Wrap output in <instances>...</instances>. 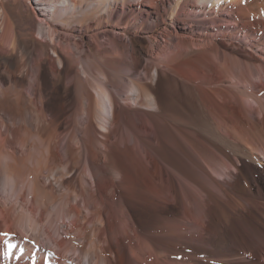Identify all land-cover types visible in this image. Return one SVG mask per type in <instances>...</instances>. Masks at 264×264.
Returning a JSON list of instances; mask_svg holds the SVG:
<instances>
[{
  "label": "rangeland",
  "instance_id": "374dc122",
  "mask_svg": "<svg viewBox=\"0 0 264 264\" xmlns=\"http://www.w3.org/2000/svg\"><path fill=\"white\" fill-rule=\"evenodd\" d=\"M53 1L61 10H70V15L78 17L77 28L85 29L84 32L58 25L56 22L61 17L58 11L43 15L48 12L39 8H53ZM89 1L21 0L19 5L13 0H4L6 19L0 27V56L16 55L22 65L28 61L18 49L14 51L18 53L10 52L11 46L6 43L18 29L29 41L33 54L31 76L34 77L28 79L23 90L31 83L37 88L31 89L34 93L28 96L33 124L29 164L35 167L32 169L37 182L32 181L28 191L21 192L22 198L12 195L14 189L20 190L13 183L0 195V263L194 264L195 260L205 264H264V251L258 257L253 249V244H264V237L256 224L251 201L244 194L237 204L223 191L241 194L232 186L239 159L229 149L226 150L230 157L218 148V138L206 130L207 120L200 116L193 118L191 93L192 88L197 89L196 100L218 133L234 140L232 130L244 133V120H249L239 101L251 99L241 91L253 89L255 98L263 100L258 99L262 106L255 103L253 108L264 127V57L246 55L252 42L264 46V0H239L242 7L227 0L220 8L207 9L190 5V0H118L112 11L106 10V5L103 11L99 7L93 15ZM14 5L23 13L22 22L12 12ZM247 5L253 6L249 17ZM87 10L88 18L81 20ZM172 12L174 24L179 26L170 28V36L166 32L158 34L155 38L158 43L150 42L142 53L141 63L133 64L130 33L121 34L123 29L115 23L136 19L138 27L132 29L137 28L140 36L148 37L156 29L152 21L157 17L160 21L164 17L168 19ZM38 22L46 36L56 37V33L64 32L72 37L66 45L72 51L79 50L73 55L76 73L84 74L83 63L98 71L96 62L99 56H104L105 71L94 73L92 80L98 86V80L103 81L114 107L106 130L94 120L95 131L90 135L85 104L59 106L56 101L59 102L62 93L53 94L56 115H51L45 104H41L42 93L37 82L44 50H38L36 45L46 46L49 63H54L56 57L51 53L52 43L39 36ZM191 39L208 40L210 45L197 46L190 43ZM236 45L242 46V50ZM121 57L124 58L121 60ZM237 62L241 63L240 67L236 66ZM26 68L23 65L21 71L25 72ZM238 69L243 70L239 76L235 72ZM0 74L7 77L5 83L0 79V90H14L10 73L3 65ZM61 83L59 87L71 85L73 91L80 86L75 79L69 83L64 78ZM5 91H1L0 99L5 98L2 94ZM131 93L139 98L135 99ZM85 95L80 96L81 101H86ZM146 95L157 99L148 98L147 103ZM2 114L0 110V120H3ZM0 128L4 130L3 125ZM256 139L253 144L258 142V145L253 153L264 161V143ZM92 140L97 143L99 154L105 145H113L119 149L127 147L128 154L136 157L142 180L136 193L130 180L116 183L118 170L111 169L101 155L82 161L81 149L87 150L86 144L89 146ZM66 144L73 149L69 156L62 154ZM19 150L17 156L24 152L21 142ZM8 154L6 151L3 158ZM253 164L255 169L264 168V164ZM71 173L75 174L77 183L69 186L65 177ZM253 177H259L255 170ZM211 194H215L220 205L216 206ZM24 212L31 214V220ZM23 224L30 232L23 231ZM8 228L15 230L13 239L7 236L5 229ZM175 234H181V240L176 241ZM217 239L221 242L215 245ZM8 247L14 251L6 261L3 253ZM197 247L203 250L192 257L191 250ZM212 248L214 252L205 251ZM78 253L80 258L84 257L82 262L72 256Z\"/></svg>",
  "mask_w": 264,
  "mask_h": 264
},
{
  "label": "bare ground",
  "instance_id": "6f19581e",
  "mask_svg": "<svg viewBox=\"0 0 264 264\" xmlns=\"http://www.w3.org/2000/svg\"><path fill=\"white\" fill-rule=\"evenodd\" d=\"M13 1L15 2V4H17V3H19V5L22 4L21 0H13ZM36 1H42V0H36ZM58 1H60V0H58ZM62 1H65V0H62ZM224 1H227V0H190V5H195V6H198L199 8L203 6L206 9L207 8H220L223 5L222 3ZM53 2H54L53 8H51V9H46L44 7L39 8V9H42V10L48 12V13H45V12L42 13L43 15H48L49 12H51V11H53V12L58 11V15L61 16L60 21L56 22L58 25H62V27H64L65 29L70 28L72 31L84 32L83 30H85V29L79 30L77 28V25H78L77 23H80V22L76 21L78 17H73L72 15H70V13H71L70 10H67V11L61 10L59 8V5L56 4V1H53ZM108 2H109V4H107ZM118 2H119L118 0H90L89 4L92 6H91V8H89V10L92 11L91 15H93L94 12L99 7H101L102 11H103L107 5L108 7H106L107 8L106 10L109 9L110 11H112L114 6L117 5ZM3 3H4V0H0V27L3 26V24L5 23V19H6L5 18L6 17V10L3 6ZM99 3L101 4V6L99 5ZM177 3H179V1H177ZM232 3H233V5H237L239 7H242V5L239 3V0H233ZM60 5H62V4H60ZM250 5H247V7H246V11H248V17L253 14V6H250ZM14 6L15 7H14V9H12V12L13 13L16 12V14L18 15L17 17L19 18L20 22H22L23 19H21V18L23 16V13H22V11H20L17 8L16 5H14ZM16 9H17V11H15ZM53 9H55V10H53ZM89 10H87L86 12L83 13L81 20L88 18V16H89L88 11ZM240 10L243 11L245 9L240 8ZM155 19L156 20L155 21L153 20L152 23L155 25L156 31L153 29L152 35H150L148 37L140 36L138 34V31H136L137 28L132 29L135 26L138 27L137 22H139V21L138 20L136 21V19H134L132 21H127V22L121 23V24L115 23L116 27L123 29V31L120 32L121 34L130 33L129 41H130L131 47H132V49H131L132 54L131 55H133V59H132L133 64H136V62L138 64L141 63L142 58H143L142 53L148 49V47L150 46V42H154L153 44L158 43V41L156 42V40H155V38H157L158 34H163L164 32H166L165 34L166 35L168 34L167 36H170V35H172V31L170 28L174 27V26H177V27L179 26V24H177V25L174 24L173 19H175V16H174L173 12L168 19L165 17L163 18L162 21L159 20V17H157ZM39 23L40 22H38V24L36 25V29L38 30V34L41 38L46 37L47 41H49L48 43H52L53 46H52L51 53L56 57L54 59V63H52V64L49 63L48 62L49 58L47 59V57H49V56L47 55L48 52H47L46 46L41 45V44L36 45L37 46L36 48L38 50H44V56L41 57L42 59L40 61V67H41L40 73L41 74H40L39 81L37 82L38 86L40 87V91L42 93L41 99L39 98L41 104H43V105L45 104L46 110L49 111L51 113V115H56L58 113V111H55L56 108H55V110L53 109V105L55 102L54 101L55 95H53V94H57V93L61 94L62 93L63 95L58 100L59 102L57 103V101H56V104H58L59 106H63L64 108H67L76 102H78V103L83 102L85 104V107L87 108L88 122H89V125L87 127L91 128V129H88L90 135L95 131L94 120H96V122L101 125L103 130H106V127H107L106 122L109 121V119L114 115V107L111 105V102H112L111 97L108 94V92L106 91L105 86H103V81L98 80V82H99V86H98L95 84L94 80H92V78L94 77V73H97V74H103L104 73V71H105L104 70V61L102 60V57H104V56L98 57V61L96 62L98 65L97 66L98 71H95V69L93 67L88 66L87 64L83 63L84 74H82L81 72H80V74L76 73V69L74 67V61L76 58H74L73 55L75 56L79 52V50L78 51H72V49H70L66 45L67 40H71L72 37L69 36V34H66L64 32L56 33V37H53V35L52 36H46V34L45 33L43 34V32L41 31V27H40L41 25ZM161 26H163V27L161 28ZM159 28L163 29V31L159 32L158 31ZM18 30L17 31L15 30L16 32L13 36H9L6 43L9 46H11L10 47L11 49H9L10 52H14L15 50L18 49L20 52V55H22V56L26 55L24 59L28 60V61L24 62V60H22V62H24L23 65L27 67L26 71L25 72L21 71V67L23 65L19 61L18 56H16V55L14 57L4 56V55L0 56V67H1V65H3L5 70L10 73L9 77L13 81L12 88L14 89L12 91L0 90V93H1V91H5V93H2L5 95V98L0 99V110L3 111V114H2L3 120H0V125H3V127H4L3 128L4 130H2L0 128V195L1 194L3 195L5 193V189L9 188V185H11V183H13V186H16V187L20 186V190L18 191V190L14 189V192H12V195H18L19 198H22V196H20L21 192L26 193L28 191L30 183L32 181L37 182V179L35 178V176H33V169L35 167L33 168L29 164V159L31 158L30 156L32 155V152H31L32 148H30L31 143H30L29 137H30L31 131H32L31 125H33V124H31V120H30L31 119V115H30L31 104L28 101V96L31 95L32 93H34L31 91V89L36 90L37 88L32 87L33 84L31 83L29 88H27V89L25 88L26 90L25 89L23 90V87H26L25 85H26L28 79L30 80V78L33 79L32 77H34V75L31 76L32 75L31 74V70H32L31 68L33 67L34 64L31 63L32 52L30 51V45H29L30 43H29V41H26L27 39L22 37L21 31H18ZM85 35L86 34H84V33L82 34L83 39H85ZM190 43L195 44L197 46H203L206 48H207V46L210 45V41L204 40V39H201V40L200 39H198V40L197 39H191ZM253 47L255 48L254 50H253ZM236 48L239 50H242L241 49L242 46L236 45ZM249 49H250V51L246 52V55H248L249 57H251V58H253L254 56L264 57V46L263 45H261L259 43L253 44V42H252V46ZM14 53H18V52L16 51ZM34 55L36 56V54H34ZM124 57H121L120 59L122 60ZM80 58H81V56H80ZM35 60H36V58H35ZM37 60H39V59H37ZM123 62H125V61H123ZM31 64H33V65L31 66ZM202 64H204V63H202ZM236 66L240 67L241 63L237 62ZM241 71H243V70L238 69L235 71L238 74L237 76L240 75ZM84 77H86V79ZM6 78L0 74V79L3 81V83L6 82ZM64 78L68 79L69 83H71L75 79L77 81V83L80 84V86L76 90L74 89V91H73L71 85L66 86L64 88L59 87L58 83L61 81L63 83ZM36 86H37V84H36ZM92 87H94V88H92ZM191 90H192L191 93L193 94L192 98H194V100H193L194 111L192 112L193 118L197 119V117L199 118V116H200L201 118L207 120L206 121L207 127H208V128L206 127L207 132L209 133V135L213 136L214 138H218L217 142L219 141L220 144L225 147V148H222L221 146H219L220 145L219 144V145H217L218 148L221 149L228 156L230 153L226 149H229L239 159V163H238V165H236V168H235V175H234V177H232V179H233L232 186L238 188V190L241 194L235 195L233 193L227 192V190H224V189H223V191L230 199H232L233 201H237V204H238V198L243 197L244 194L247 195L249 201H251V206H252V209H253L254 214H255L256 224L259 227V230L264 237V168H260V169L256 168L255 169V165L253 164V163L264 164V161H261L260 159L256 158L255 154L253 153L254 147L258 145V142H257V145H255V146L253 144L254 143L253 141L256 138H259L261 140L260 142L264 143V127L261 125V122H259L260 120L256 118L255 108H253V104L255 105V103L258 104V107L263 105L262 103H261L262 104L261 105L260 101L258 100V99H261V97H259L260 93H258L259 98L257 99V97L255 98V96L253 95V89H244L241 91L243 95L249 96L251 99L250 102H246V101L241 102V100L239 101L240 103H242L244 105L242 107L243 108L245 107V114L248 115L249 120L248 121L244 120V124H243L244 129H242L244 133H242L238 129L232 130L233 134L232 133L231 134L233 135V138L235 137L234 140H232L231 138L229 139V138L223 136L222 134L220 135L218 133L217 128L214 127L215 125H213V123L211 122V120H210L208 114L206 113V111L204 110L203 106L199 103V100H196L197 89L192 88ZM262 91H259V92H262ZM83 94H86L85 95L86 101L80 100V96ZM132 95L134 96L135 99L139 98V95H137L136 93H133ZM148 98L153 99V101L154 100L156 101V99H157V98L155 99L151 95H146L145 100L147 101V103H149ZM256 99L259 102L256 101ZM253 100H254V103H253ZM262 101L263 100L261 99V102ZM259 104H260V106H259ZM153 105H154V103H153ZM261 108H263V107H261ZM263 113H262V115H264ZM38 114L40 116V119H39L40 123H43L44 120L42 119V116L40 115V113H38ZM260 118H262V117H260ZM53 119L57 121V117H54ZM239 119H241V117ZM224 120H225V118H224ZM203 123H205V121H203ZM39 127H40V124H39ZM7 135H10L11 137H7ZM244 136H248V137L245 138ZM256 140L258 141V139H256ZM41 141L44 144V141L42 139H41ZM20 142H21L22 146L24 147V152L22 151L21 156H17L18 152L20 151L19 150ZM90 143L91 144L89 146L86 144L87 150H85L84 148L81 149V153L79 155L82 156L83 160L80 159V162H81V160L84 161L85 158L86 159H90V158L93 159L94 157L101 155L102 158L104 159L105 163L111 169L118 170L119 176L117 179L115 178L116 183H118L119 181H123V182L128 183V180H130L131 183L133 184V187L135 188L134 193H136L137 189L139 187V184L142 183V180L140 179V177H139L140 174L138 173L139 172L138 161L136 160V157L134 155L131 157L128 154L127 147H125V149H119V148H117L118 146L105 145V148H104L102 154H99V152H97V150H96L97 149V143L93 140L90 141ZM92 144H94V147L92 146ZM216 144H218V143H216ZM41 146H40V148H41ZM10 149H11V151H10ZM72 150H71V147L68 144H66V147L63 149L62 154L67 155L69 152L72 154L73 153ZM6 151H9V154L6 156V158H3L2 155L5 154ZM42 155H44L43 152H42ZM68 156H69V154H68ZM1 157L4 160L1 159ZM184 170H186V169H184ZM253 170H255V173H259V177L256 179L253 177ZM69 171H71V170H69ZM2 173H4V175H6V176H3ZM74 173H71L67 177H65V182L69 186H72L75 183H77L76 182L77 181L76 176ZM226 183L228 184L227 186H229V183L228 182H226ZM174 191H175V194L178 196L179 192L177 191V189H175ZM175 194H174V196H175ZM211 195L217 203L216 206L220 205L218 203V200H217V197L215 196V194H211ZM16 199H17V197L15 198V200ZM175 205H176V207H178V200L176 201ZM175 205H174V207H175ZM24 215H27L29 217V219L31 220L32 216L30 213L24 212ZM21 228L25 232H30L29 231L30 228L25 224H23ZM2 231H3V229H2ZM5 231L7 233V236L12 237V239H13V233L15 232V230L13 228H11V229L8 228V229H5ZM181 238H182L181 234H178V235L175 234L176 241L181 240ZM40 242H42V241H40ZM220 242H221V240L217 239V241L214 244L217 245ZM222 245H223V243H222ZM197 248L191 250V253H193L192 257L195 256L196 254H198L197 251L200 252L201 250H203L202 248H198L199 250H197ZM6 249L7 250L5 251V253H3V255L6 257V261H7V258H11L13 256L14 250L11 249V247H8ZM213 249L214 248L206 249L205 251L207 253H211V252H214ZM253 249L255 250L256 255H258V257H260L261 255L264 254L263 253L264 244H262V245L253 244ZM176 253H180V251H176ZM75 254L74 255L72 254V256H75L76 259H79V260H81L80 262H82V259L84 257L81 256L82 258H80L81 254H79V253H78L79 255H75ZM185 255H187V254H185ZM1 256H2V253H0V258H1ZM193 262H194V264L195 263L205 264V262H202V261L193 260ZM89 263H91V262H89ZM184 263H186V262H184ZM0 264H4V263H0ZM179 264H181V263H179Z\"/></svg>",
  "mask_w": 264,
  "mask_h": 264
}]
</instances>
